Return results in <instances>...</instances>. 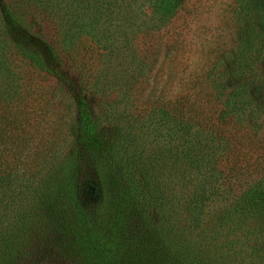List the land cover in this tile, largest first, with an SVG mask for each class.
Returning a JSON list of instances; mask_svg holds the SVG:
<instances>
[{"label":"trees","instance_id":"1","mask_svg":"<svg viewBox=\"0 0 264 264\" xmlns=\"http://www.w3.org/2000/svg\"><path fill=\"white\" fill-rule=\"evenodd\" d=\"M253 1L264 17V0ZM181 4L0 0V264H244L254 231L237 227L264 222V139L254 134L264 127L249 121L264 105L249 92L264 48L179 42L184 33L170 23ZM37 16L50 18V35L33 29ZM25 67L74 99L63 154L39 130ZM100 80L111 95L119 88L125 127L104 107L96 117ZM157 84L166 99L150 102L155 89L141 99ZM143 113L138 129L164 133L158 157L132 134Z\"/></svg>","mask_w":264,"mask_h":264},{"label":"rangeland","instance_id":"2","mask_svg":"<svg viewBox=\"0 0 264 264\" xmlns=\"http://www.w3.org/2000/svg\"><path fill=\"white\" fill-rule=\"evenodd\" d=\"M181 2L182 10L178 11L170 23L175 27V31L179 32L180 30L184 33L183 36L178 39L179 42H183L187 46L191 45V47H197L198 49H201L202 47L205 52H207L212 45L220 47V49L224 51L231 45H241L246 40L253 45H260L264 48V17L260 16V13L256 10L255 2L253 0H181ZM133 11H137L136 6L133 8L130 7L126 10V12ZM40 20L41 17L37 16L35 20L30 21L32 23L31 26L33 29L41 26L43 27L44 32L50 35L52 33L50 18L45 17L42 21ZM245 27L249 30L257 31L258 35L252 34L245 39L238 37L236 34L238 29H243ZM126 32L129 34V31ZM195 56H200V54L197 53ZM106 66V62L102 61V64H100L98 69H104ZM26 69L28 70V73L24 77L27 85L25 91L28 94V99H34V102L31 101L33 102L32 105H34L37 111L41 114L40 119L37 121L39 130L48 140L53 141L55 153L63 154L62 151H67L64 149V146L69 144L73 138L74 125L77 117L74 99L69 92L66 93L63 90H60V88L55 85V80L52 77L38 71H33L31 68H23V70ZM115 70L116 72H119V68H116ZM163 72H165V74L166 72L168 73L166 68ZM118 75L120 76V73H118ZM164 77L165 75L162 76L163 80ZM250 78H252V81L250 83L251 88L249 92L257 101V95L264 96V60L259 61L256 70H254L253 67ZM105 82L106 80H100L97 93L92 94V106H94L97 111L104 107L103 109L106 110V112L110 111L116 119L118 124L117 127H125L126 124L129 123L127 122L129 119L127 106H125L120 99L118 93L119 88L115 93H112V95L104 91ZM160 87L159 84L156 86L149 85V88L144 90L145 92L141 99L146 97L151 89H155V92L153 91L151 93L150 102L155 101L159 95L166 99L169 89H165L163 92L159 93L161 89ZM116 88L117 86L114 87L115 90ZM170 90L174 93L179 91L178 86L175 87L174 84L170 87ZM111 102H113V105L107 107ZM262 102L264 103L263 99ZM104 110L98 111L96 117H99L100 119L103 118V114H105ZM131 110H133V108ZM261 111V114L258 113L256 114V117H251L249 120L251 124L254 121H257V124H262L264 127V105ZM125 115H128V117H125ZM107 116L109 115L107 114ZM145 118V113H143L140 118L135 119L131 122L133 124L129 125H131L132 134H135L139 141L145 143L150 142V144L146 146V153L158 157L160 154L159 152L163 150L166 152L165 149H167V146H162L164 143L160 138L161 136H164V133H158V129L153 126H150L148 129H141L142 131L138 129V126L145 121ZM166 133L167 132H165V135ZM254 134L256 140L264 139L263 128L259 129ZM133 137L136 139L135 136ZM119 139L121 140V137H119ZM166 139H168V136L165 138V143L167 142ZM35 140L38 141L37 138H35ZM154 171H158V166ZM247 227L250 230L253 229L254 232L250 235V245L244 248V251H247L244 264H264V222L260 219H255L249 223V226L248 224L244 227L239 225L237 229L240 228L239 230H244ZM258 229L262 230L258 232ZM239 236L241 235L239 234ZM253 244L254 246L256 245L255 250H251ZM238 256L240 257L241 262V256H243V253L240 246L236 247L235 257L237 260ZM48 264H59V262L56 260L51 261ZM236 264H238V261H236Z\"/></svg>","mask_w":264,"mask_h":264}]
</instances>
